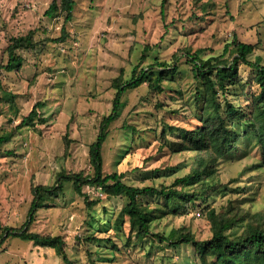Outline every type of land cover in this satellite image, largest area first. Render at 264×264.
I'll return each mask as SVG.
<instances>
[{
  "label": "rangeland",
  "instance_id": "1",
  "mask_svg": "<svg viewBox=\"0 0 264 264\" xmlns=\"http://www.w3.org/2000/svg\"><path fill=\"white\" fill-rule=\"evenodd\" d=\"M52 1L0 0V62H7L13 37L32 33L37 41L34 48L16 50L24 57L20 67L0 73V135L39 104L34 123L0 145V264H67L54 247L18 236L23 228L62 235L75 264H195L189 245L176 251L155 236L151 247L136 241L123 213L126 197L108 196L91 184L78 192L65 182L63 192L47 198L29 223L33 187L54 184L60 172L93 174L90 144L112 109L114 78L130 79L136 65L160 70L156 62L175 61L176 54L178 69L163 78L164 91L144 82L125 93L126 105L103 146L104 173L118 170L128 184L160 186L191 171L195 151L177 148L186 144L180 131L201 124L205 88L186 49L208 57L229 44L226 55L233 58L236 34L255 45L250 59L259 55L264 63V0H168L165 18L161 0H76L70 20L65 13L46 14ZM259 92L255 68L241 63L219 97L251 112L252 96ZM249 125L234 126L242 136L239 147L215 165L218 187L175 212L159 210L158 204L151 232L183 227L208 238L211 209L217 216L237 217L230 229L237 234L264 222V169H250L259 159L254 137L246 134ZM170 166L175 171H165ZM156 201L163 202L155 198L151 206Z\"/></svg>",
  "mask_w": 264,
  "mask_h": 264
},
{
  "label": "trees",
  "instance_id": "2",
  "mask_svg": "<svg viewBox=\"0 0 264 264\" xmlns=\"http://www.w3.org/2000/svg\"><path fill=\"white\" fill-rule=\"evenodd\" d=\"M76 2V0H53L46 14L54 16L57 12L65 13L66 20H70L73 17ZM167 5L168 0H161V13L164 18L167 14ZM36 45L37 41L32 33L13 37L11 44L8 45L7 62H0V73L2 70L12 71L23 64L24 57L16 51L17 49L34 48ZM231 45L235 54L233 58L226 55L231 47L229 44L225 46L222 54L208 57H203L199 51L192 52L189 48L186 49V53L193 62L195 76L201 79L205 88L204 105L199 118L201 124L197 128L182 129L180 133L186 144H181L182 146L177 148L178 150L192 149L195 151V165L191 171L176 177L171 184L160 186L128 184L123 180L124 173L118 170L104 173L103 146L110 134V124L120 117L126 105L125 93L144 82H147L153 90L164 91L163 78L166 74L178 69L176 63L178 54H176L175 61H157L158 65L163 66L160 70L155 69L153 65L138 70L136 65L130 79L124 81L122 76L114 78L113 85L116 92L112 109L101 118L98 136L90 144V161L94 173L84 175L82 172H60L54 184L35 185L28 222H32L37 211L47 205V198L58 197L63 192L65 182H72L78 192H82L84 185L91 184L105 190L108 196L126 197L127 203L123 208V213L129 216L131 233H136V241H141L142 245L148 244L151 247L154 241L152 237L155 236L160 242L176 251H180L182 245L191 246L193 257L197 258L195 264H264V222L257 225L251 223L244 229V232L237 234L230 231L237 217L217 216L214 209H211L209 217L212 234L208 238L200 239L190 229L185 230L183 227L172 228L168 233L151 232L152 222L157 217L155 211L158 204H161V207L157 208L159 210L165 207L175 212L180 207H185L190 203L194 204L199 198L209 194V189L218 187L214 177L215 165L220 157L239 147L238 143L242 135L240 131L234 129L237 122L249 121L250 129L246 131V134L254 137L259 162L250 166V169H264L263 58L258 55L255 59H250L249 54L254 51L255 45L240 40L236 34ZM241 63L255 68L256 79L260 85V92L252 96L251 112L235 100L227 98L222 102L219 97L220 93H224L227 86L235 81ZM2 87L0 76V89ZM38 105L36 104L15 128L0 135V145L9 141L16 134L17 129L34 123L35 116L38 114ZM169 127L170 129L176 128L173 125ZM246 169L245 167L240 174ZM165 171L173 172L175 166L166 167ZM155 198L162 199L163 202L156 201V205L151 206ZM89 203H96V201ZM107 224L109 221L105 223L106 230ZM10 231H13L12 228ZM17 235L37 245L54 247L67 264H75L67 254L62 235L41 234L29 231L28 228L21 229ZM108 239L114 247H117L116 240L111 237Z\"/></svg>",
  "mask_w": 264,
  "mask_h": 264
},
{
  "label": "built area",
  "instance_id": "3",
  "mask_svg": "<svg viewBox=\"0 0 264 264\" xmlns=\"http://www.w3.org/2000/svg\"><path fill=\"white\" fill-rule=\"evenodd\" d=\"M100 188V187H99ZM101 189V188H100ZM101 195H102V192H101Z\"/></svg>",
  "mask_w": 264,
  "mask_h": 264
}]
</instances>
